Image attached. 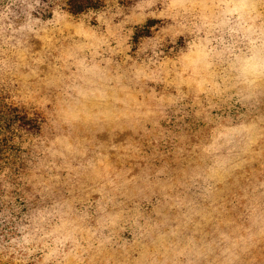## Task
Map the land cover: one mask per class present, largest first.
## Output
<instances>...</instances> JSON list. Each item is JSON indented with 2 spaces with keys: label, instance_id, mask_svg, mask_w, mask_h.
I'll use <instances>...</instances> for the list:
<instances>
[{
  "label": "rangeland",
  "instance_id": "obj_1",
  "mask_svg": "<svg viewBox=\"0 0 264 264\" xmlns=\"http://www.w3.org/2000/svg\"><path fill=\"white\" fill-rule=\"evenodd\" d=\"M101 4L27 17L18 51L19 93L49 116L34 183L84 210L59 232L121 239L125 264H256L264 0Z\"/></svg>",
  "mask_w": 264,
  "mask_h": 264
},
{
  "label": "trees",
  "instance_id": "obj_2",
  "mask_svg": "<svg viewBox=\"0 0 264 264\" xmlns=\"http://www.w3.org/2000/svg\"><path fill=\"white\" fill-rule=\"evenodd\" d=\"M101 2L0 0V264H125V258L115 257L127 246L121 239L81 241L70 234L73 230L70 235L59 232L66 216L84 210L61 208L40 182L34 183L45 170L42 134L49 116L18 90V51L27 17L48 19L56 6L72 17L90 11L98 15ZM166 140L157 145L160 152L173 149H167ZM258 252L250 254L255 253L256 264H264V253Z\"/></svg>",
  "mask_w": 264,
  "mask_h": 264
}]
</instances>
